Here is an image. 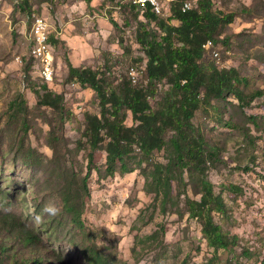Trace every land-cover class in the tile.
<instances>
[{
    "label": "rangeland",
    "instance_id": "obj_1",
    "mask_svg": "<svg viewBox=\"0 0 264 264\" xmlns=\"http://www.w3.org/2000/svg\"><path fill=\"white\" fill-rule=\"evenodd\" d=\"M117 1L28 0L30 9L26 10L20 0H0V217L14 214L41 237L37 252L44 260L39 264H89L86 243L96 244L127 264H260L258 259L264 255V0H213V8L232 13L234 21L221 29L218 43L205 57L219 68H237L249 82L247 91L263 95L244 108L234 96L212 100L203 103L193 118L208 146L218 150L217 158L207 164V178L227 203V213L214 212V219L237 237L234 250L220 249L214 256L201 221L189 214L186 199L200 197L190 184L173 181V199L163 209L161 198H156L138 167L139 148L128 160L133 171L110 176L104 175L106 152L100 151V171L88 178L91 197L82 216L85 230L64 210L61 180L68 179L77 188L88 171V149L78 145L87 140L85 114L100 113L95 91L69 78L66 58L75 66L105 72L111 81L130 78L132 69L137 74L134 84L146 81L145 60L140 62L145 53L136 40L134 11L131 3ZM162 1V17L167 18V0ZM32 11L48 22L49 35H58L68 45H52L51 82L41 78V62L31 52ZM139 19L145 21L142 15ZM151 27L158 31L154 23ZM43 84L64 96L70 117L38 104L34 90ZM167 88L165 83L159 85L154 105ZM21 94L27 101V135L22 131V118L9 108ZM126 124H134L130 111ZM51 131L62 136L55 157L48 140ZM22 136L26 147L42 155L36 166L25 164L18 152ZM47 149L53 153L51 158ZM169 156V148L156 151L142 167L150 169L156 161L166 163ZM230 183L239 185L242 192L232 196L225 188ZM48 202L61 209L58 216L42 213ZM37 214L43 216L40 224L34 222ZM244 249L250 250V258L242 255Z\"/></svg>",
    "mask_w": 264,
    "mask_h": 264
},
{
    "label": "trees",
    "instance_id": "obj_2",
    "mask_svg": "<svg viewBox=\"0 0 264 264\" xmlns=\"http://www.w3.org/2000/svg\"><path fill=\"white\" fill-rule=\"evenodd\" d=\"M86 1L90 3L92 0ZM184 2L174 0L167 4L166 11L170 13L167 18L162 17L164 2L162 14L156 13L151 5L142 9L128 2L134 11L133 18L137 20L136 40L145 53V58H140V62L145 60L146 64L145 84H134L131 78H124L120 82L111 81L105 72L92 67L75 66L69 57L66 58L69 78L95 91L100 113L85 114L84 135L87 140L78 142V145L82 143L88 149V171L77 188L72 187V181L61 180L60 195L71 221L85 230L82 216L85 204L91 197L88 178L93 171H100L97 165L100 151L106 152L104 175L110 176L116 172L133 171L128 160L139 148L142 159L138 167L142 169L146 183L153 187L156 198H161L164 210L165 205L173 199L175 180L190 184L194 192L200 195L199 199H186L188 211L190 216L201 221L203 236L207 245L214 249L216 257L220 249L234 250L237 237L231 236L214 219V212L224 215L228 209L223 195L215 192L213 182L207 178V164L217 158L218 150L208 146L193 118L203 103L211 104L212 100H225L234 96L238 105L244 108L262 96L263 92H248L249 82L237 68H219L214 62L205 59L208 49L218 43L221 29L234 21V15L214 9L213 0H197L196 6L186 11L182 8ZM19 5L30 9L28 0H20ZM139 15L145 21L140 20ZM110 19L118 26L117 21ZM125 21V25L129 26V19L125 18ZM172 21H179V24ZM152 23L158 31H154ZM49 41L54 47L66 45L56 34L49 35ZM164 83L168 88L154 105L152 100L158 95L159 85ZM34 92L40 106L52 108L63 117L71 116V112L66 110L64 96L49 89L47 84ZM9 108L22 118V131L27 135L30 127L25 114L27 101L24 96L21 94L15 98ZM129 111L134 121L131 126L126 124ZM169 132L172 135L167 140ZM61 137L55 131L49 134L54 157L57 156ZM24 138L22 136L18 143V152L25 164L36 166L42 160V155L35 148L26 147ZM166 148L170 151L166 163L156 161L151 162L150 169L142 167L143 162L151 158L154 152ZM210 150L212 152L209 154ZM185 174L188 183L185 182ZM225 188L232 196L242 192V188L234 183L227 184ZM0 235L4 238L0 240V264H39L44 260L37 252L41 237L16 215L5 214L0 217ZM15 241L19 244L15 245ZM84 253L89 264H127L96 244L86 243ZM242 255L250 258L251 252L244 249ZM6 259L10 260L9 263H6ZM258 260L264 264V255Z\"/></svg>",
    "mask_w": 264,
    "mask_h": 264
},
{
    "label": "built area",
    "instance_id": "obj_3",
    "mask_svg": "<svg viewBox=\"0 0 264 264\" xmlns=\"http://www.w3.org/2000/svg\"><path fill=\"white\" fill-rule=\"evenodd\" d=\"M174 0H167V4L172 2ZM121 2H132L137 5H139L142 9H145L147 5H151L153 10L158 13L162 14V5L163 4H158V1L155 0H121ZM198 2L196 0H188V3H183L182 8L183 10H191L193 9ZM31 19L32 22H38L39 23V36H40V46L39 48H32L31 52L32 55H48V72L46 73H40V74H49V81H53V53H52V45L49 41V37L46 36V28H49L48 22L45 20L44 17L41 15L33 12L31 14ZM210 42V41H208ZM208 44V43H207ZM206 44V45H207ZM205 45V46H206ZM131 80L136 83L137 82V74L136 72L132 69L131 71Z\"/></svg>",
    "mask_w": 264,
    "mask_h": 264
},
{
    "label": "bare ground",
    "instance_id": "obj_4",
    "mask_svg": "<svg viewBox=\"0 0 264 264\" xmlns=\"http://www.w3.org/2000/svg\"><path fill=\"white\" fill-rule=\"evenodd\" d=\"M158 1V4H161L160 0H155ZM197 1V0H196ZM184 3H188V0H185ZM34 35L33 37V42H34V47L33 48H39L40 46V36H39V23L35 22L34 25ZM46 36L49 37V28H46ZM210 46V44L208 45ZM35 58H37L38 60H40L41 62V68H40V73H46L48 72V55H34ZM41 78H43L46 82L49 81V74H40Z\"/></svg>",
    "mask_w": 264,
    "mask_h": 264
},
{
    "label": "clouds",
    "instance_id": "obj_5",
    "mask_svg": "<svg viewBox=\"0 0 264 264\" xmlns=\"http://www.w3.org/2000/svg\"><path fill=\"white\" fill-rule=\"evenodd\" d=\"M52 151L51 149H47L46 150V155L51 158L52 157ZM61 209L54 203V202H48L44 205V207L42 208V213L47 215L48 217H56L60 214ZM43 220V216L42 215H35L34 216V222L36 224H40L42 223Z\"/></svg>",
    "mask_w": 264,
    "mask_h": 264
}]
</instances>
